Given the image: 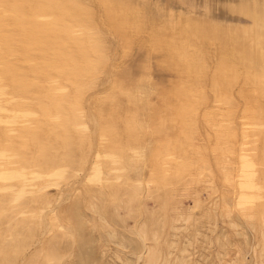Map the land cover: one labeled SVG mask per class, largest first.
Listing matches in <instances>:
<instances>
[{"label":"bare ground","instance_id":"6f19581e","mask_svg":"<svg viewBox=\"0 0 264 264\" xmlns=\"http://www.w3.org/2000/svg\"><path fill=\"white\" fill-rule=\"evenodd\" d=\"M111 1L107 3L102 0H25L26 4L23 5L19 0H12L17 12L11 18L13 22L21 24V30L15 36L14 41L20 52L28 59L29 64L21 68V74L27 78H14L12 88L4 96L0 94V122L2 123L0 132V264H18L21 256L31 245H34V250L30 254L27 264H69L68 258L72 255L76 258L75 264H95L92 243L84 239L85 228L90 235L96 234L98 237L107 239L108 236H104L107 232L103 235V227L104 225L111 226L113 230H110L119 238L118 248L123 251L128 248L137 249L138 241L144 237L147 227L157 231V236L154 239L164 238V229L157 226V222L160 218L167 217L166 194L171 189L170 186L176 188V184L181 182L178 178L182 177L183 173L188 176L192 175L191 171L198 172L199 163L197 164L196 157L182 155L180 154L182 150L179 153H172L170 150L162 154L153 151L151 153L147 148L144 149L147 150L145 152L134 154L128 151L129 145L127 144L130 141H127L130 139L128 134L135 133L132 130L136 128L132 125H137L140 121L147 122L151 116V113L147 112L139 117L133 115L132 110L137 108L150 110L158 104L167 103L175 107H187L192 104L197 106L194 105L196 99L193 89L191 90L188 85L185 86L186 89L183 87L189 80L195 83L198 77L195 74L191 77L187 75L186 78L191 79L185 83L181 80L184 84L177 81V83L183 84V87L164 92L162 91V80L154 82L148 75L141 74V85L138 84L139 88H136L135 75L126 72V66L129 64L127 56L131 54H129L130 46L125 45L124 40L123 42L120 40L119 33L116 34L119 31H115L118 26L114 27L113 23L108 22L113 14ZM173 1L179 8L186 6L188 2V0ZM262 4L264 5V0ZM136 14L137 23L142 19H139L141 14L140 16L138 12ZM114 15L116 16V12ZM134 16L136 15L131 16L132 19ZM120 17H114L113 20L118 22ZM124 20L126 25L122 23V19L119 23L124 24L125 27L131 24L130 21L132 23L135 21L130 19L129 23L125 18ZM119 23L117 25H121ZM131 26L133 27L132 24ZM140 29L137 31L142 34L143 30ZM148 32L146 33L148 34ZM129 44H133L135 47L134 42ZM172 49L174 55H177L172 69L181 72L185 70V67L189 69V63H183L179 57L180 51L174 46ZM188 57H191L189 53ZM158 65L160 64L158 63ZM194 68L196 69V67ZM207 74L209 75V73ZM214 75L216 78V74ZM236 79V76L232 77V81L237 84ZM245 79L247 78L243 80ZM222 81L225 83V80ZM239 83L241 84V81ZM211 84L214 85V83ZM215 87L218 88L217 85ZM216 88H214L215 91ZM229 88L231 89V85ZM198 89L196 88L197 91ZM210 89L211 93L207 90L210 97H218L216 94L212 96L214 89ZM237 89L234 87L231 90V96L227 95L232 97L229 103L234 106V110L237 108L235 106L239 105L237 99L241 100L240 89L239 92ZM251 93L253 94L251 103L243 99L240 101L241 107H239L242 108L244 105L257 108L251 126L247 122L251 116L245 119L247 126L252 127V131L239 137L241 136L238 132L240 127L239 130L236 127L238 136L235 132L232 133L237 136L236 139L239 137L238 141L243 140L244 151L250 149L249 152L254 151L257 158L264 159V149L254 148L253 132L257 126V118L262 115L263 108L255 86ZM219 97L221 96L219 95ZM225 98H227L226 91L225 97L223 96V99ZM203 99L206 100V98ZM220 99V102L223 103L222 97ZM219 100L216 102L215 99V102H212L216 104L209 106L211 109L216 106L210 116L208 115L209 110L206 112L207 109L204 108V111L203 108L199 110L197 107L196 111L202 110L206 113L203 115L200 112L198 117L202 120L205 116L211 117L210 119L216 117L220 111L226 108L225 105V108L220 107L223 109L214 112L219 110L217 107V103L218 106L220 105ZM227 101L229 100L227 99ZM202 106H204L203 103ZM245 109L242 108L244 112ZM185 110L187 111V109ZM177 112L179 111L177 110ZM226 113L225 115L228 116V112ZM179 114L180 118H183L181 112ZM191 115H193L192 112ZM194 115H197L196 112ZM202 115L203 117H201ZM160 116L158 117L160 118ZM158 117L156 118L159 121ZM221 118L225 121L227 119L224 118V115ZM232 118L228 117V121H231ZM191 119L193 118L191 117ZM217 120L213 121L216 124L211 121L212 127L213 125L217 126L216 130L225 122L221 123L222 121ZM168 122L170 123L169 120ZM206 122V126L210 127V130L209 127L207 130L211 131L209 120ZM205 123L204 126L201 123L203 130ZM219 123L221 124L218 126ZM176 124L172 125L175 127ZM116 125H120L122 128L119 130ZM158 126L161 127V125ZM191 127L194 130L195 125ZM164 128L166 127L163 126V130ZM188 128L190 127L186 126V130ZM228 128L230 127H227L226 130ZM198 131L203 132L202 128ZM182 133L185 134L184 131ZM194 134L190 133L191 136ZM204 135L202 137L205 138ZM211 136H209L210 139ZM140 139L142 140L141 137ZM213 139L211 140L213 141ZM233 139L231 142H234ZM191 140L188 141H195ZM197 141L199 142V140ZM207 141L206 143L209 144H205V147H208L207 151L210 156V142ZM179 142L181 144V141ZM251 142L253 144L249 145ZM260 142L264 147V140L261 139ZM142 143H146V141ZM142 143L140 144L143 145ZM138 145L139 143H137ZM237 148L233 150L237 152ZM229 152L224 157L221 155L222 160L226 158L225 161H227L226 164H223L224 166L233 167L243 164L246 166L249 159V157L246 158L248 154L241 156L230 150ZM244 171L243 168L241 172L237 170V173H232L233 179H228L225 176L222 179L226 185L223 187V191L227 193V198H236L240 192L247 190L255 180L251 176L246 178L249 173L246 174ZM224 173V175H229L230 171L227 170ZM212 175L213 172L210 176ZM215 177L217 178V176ZM207 180L210 179L201 177L197 182H188L192 184L189 185L192 187L187 189L188 196L184 198H188L192 206L198 205L194 197L197 189L200 188V182L201 184L206 183ZM210 181H213L212 177ZM228 182L232 183L231 189L228 187ZM184 184H186L185 181ZM212 190L211 186L210 192ZM144 197H153L157 200L154 212L146 213L144 211L142 203ZM235 204L238 208H243L241 202L235 201ZM120 208L125 209L127 216L134 220L135 228L126 227L125 220L118 216L117 210ZM83 209H86L89 214L87 215ZM85 217L86 226L84 224ZM186 220L184 221L186 225L198 227L195 223L198 221L196 217L188 216ZM157 243L158 241L151 243L145 249L144 264L156 263L157 254L160 251ZM124 264H129V260L126 259Z\"/></svg>","mask_w":264,"mask_h":264},{"label":"rangeland","instance_id":"374dc122","mask_svg":"<svg viewBox=\"0 0 264 264\" xmlns=\"http://www.w3.org/2000/svg\"><path fill=\"white\" fill-rule=\"evenodd\" d=\"M102 1L109 3L111 0ZM19 2L23 5L26 4L25 0H19ZM111 2V10H113V14H111L112 18L110 17L108 22L113 23L114 27L118 26V28L115 29V31L119 30L116 32V34L119 33L118 35L121 36L120 40L122 42L124 40L123 43L130 46L129 54H131L127 56L129 59V64L126 66V72H131L135 75L136 88H139L138 86L141 85V74H144L145 76L148 75L153 79L154 82L162 80V91L164 92H169L171 90L183 87V84L191 79L186 78L187 75L188 77H191V75L195 74L196 77H198L196 78L195 83L192 80H189L190 82L188 81V83L184 84L183 87V89H186L185 86L188 85L191 90L193 89L194 98L196 99L194 105L197 106H193L192 104L188 105L187 107H175L167 103L164 105L158 104L156 107L150 110L144 108L147 111L144 109L139 110V108L132 110L133 115L139 117H142L143 114L145 115L147 112H150L151 116L147 121L148 123L146 121H140L139 124L132 125V127L135 126L137 130L136 128H133L132 132L135 133L128 134L130 137V139L127 140H130V143L128 142L127 144L129 145L128 151L134 154L138 152H145L147 150L144 149L147 148L151 153L154 152L162 154L169 152L170 150L172 153H179L182 150L180 154L185 156H195L197 159V164H199L197 167L198 172H192L190 170V174L192 175L188 176H185L186 174L183 173L182 177L178 178L181 180V182L176 184L177 187L174 188L171 185V189H169L166 194L167 217L163 219H166L167 221H164L162 218H160L157 222V226L164 229V238L154 239V237L157 236V231L147 227L145 228L144 237L140 238L138 241V248H128L123 251L118 248L119 238L113 234L114 232L112 231L113 229L111 226V228L108 225H104L103 227V235L107 232L104 236H108L107 239L104 238L105 240L102 237H98L96 234L90 235L85 228L84 239L92 243V255L94 257L95 264H124L126 259L129 260V264H144L146 259L145 249L147 246L151 245V243H156L157 241L160 251L157 254L155 264H264V159L259 157L257 158V154H255L254 151L249 152L250 149L249 151H244L245 149L243 140H241V142L237 140L239 137H242L244 134L252 131V127H248L247 122L249 126H251L253 120L255 119V109L257 108L254 106L242 105V108H246V114L242 108H240V101L244 99L248 103H251L250 101L253 99V94L251 91L253 92L255 86L259 93V102L261 103L263 110L261 117L257 118V126L253 130L255 137L254 148L264 149L260 142L261 139L264 140L263 0H227V6L224 5V0H188L187 5L182 8L177 7L173 0H112ZM126 11L129 14L126 15ZM16 12L17 9L13 5L12 0H0V94L3 96L9 91L10 88H12V80L14 78H27L24 76V74H21V68L28 66V59H26L25 56L20 52L14 41L15 36L21 30V24L18 22H13L11 18L14 14H16ZM115 12L116 16L114 15ZM132 12H135L134 14L136 15L134 16V19L131 17L134 15ZM136 12H138L139 16L141 14V17H138L139 19H142L140 21L138 20L137 23L136 20L138 18H135L137 17ZM117 16H121L119 21L121 22L122 19V23L125 25L126 22H124V18L126 21L130 19L134 21L136 19L134 21L135 24L130 21L133 27L135 26V28H133L131 24H128V28L127 26L125 27L124 24L119 23V21L115 22V19L113 20V18ZM118 23L121 25H117ZM137 26H139L137 28L138 30L139 28H141L140 30H143L142 34L140 31H137ZM132 29H135V31ZM147 30L150 31L148 32ZM146 32H148V34ZM150 41L154 43L152 44ZM133 42L137 48L133 46ZM173 46L180 51L178 55L181 57L183 63H189V69H186L187 67H185V70L182 72L172 69L173 65L175 64L174 59L177 57V55H174L172 49ZM188 53L191 55V57H188ZM155 62H158L160 65ZM194 67H196V69ZM207 73H209V75ZM214 74H216V78L214 77ZM233 76L237 77L235 80L237 84L232 81ZM242 78L247 79L243 80ZM173 79L174 82H172ZM221 79L225 80V83ZM177 81L183 84L177 83ZM240 81L241 84L239 83ZM250 82L252 83L251 85ZM189 83L194 84L191 85ZM211 83H214V85L212 86ZM229 84L231 85V89L229 88ZM199 85L204 87V89H202V87ZM215 85H217L218 88H216ZM232 86L236 89L239 87L237 91L240 89V92H238L241 100L240 98L237 99L239 105L235 106L237 107L235 110L234 106H231L229 103L232 98L230 97L231 90L233 89ZM196 88H199L198 91L201 89L200 93L196 90ZM210 88H216V91L215 89L213 90L212 96L216 94L219 97L220 95L224 103L223 104L220 102L221 97H219L220 100H218L221 106H218L217 103L219 110L217 109L214 112L220 111L223 109L220 107H224L226 105V108L224 107L225 109L220 111L221 113L217 112V118L212 117V119H210L211 117L209 116L216 106H213V109H211L209 106L214 104L213 102H215V99L216 102H218V97H210V93L212 92ZM217 89H219L218 92ZM207 90L210 91V93ZM225 91L227 98L223 99V96L225 97ZM202 97L206 98V100ZM227 99L229 101H227ZM202 103L205 107L202 106ZM207 103L211 104L209 105ZM197 107H199V110L201 108H203L202 110L204 111L207 109L206 112L209 110V116H205L206 120L203 117V115H206V113L202 110L200 112L203 114L201 116L203 117V120L198 117L200 112L199 110L196 111ZM249 108H252L253 110ZM185 109H187V111ZM177 110L181 112V117L183 118H180V114L177 112ZM239 111H242L241 115ZM191 112L193 115H191ZM195 112L197 115H194ZM226 112H228V116L225 115L227 114ZM223 115L225 119L227 118L226 121L221 118ZM158 116H160V118ZM156 117L159 118V121ZM191 117L194 120L191 119ZM228 117L229 119L233 117V121H228ZM246 117H250L247 122L245 120L247 119ZM176 119L177 122H175ZM195 119H197V121H195ZM199 119L201 120L200 122ZM217 119L219 122L222 121L221 123L225 121L223 124H218V126L220 124L224 126H220L218 130H216L217 126L213 125L212 127L211 124L213 121L216 122ZM208 120L209 125L211 124V127L213 128V130L211 128L212 132L209 131L210 127L206 126V123H208L206 121ZM179 122L181 123L179 124ZM171 123L173 125L177 123L176 126L178 128L176 126L174 127ZM201 123L203 126L205 123L204 130ZM157 124L161 125V127ZM181 124L183 127L180 126ZM236 124H239L240 126H237ZM162 125L166 127L164 130ZM194 125L195 127L193 130L191 126ZM186 126L190 127L191 131L190 128H188L189 131L186 130ZM1 127L2 123L0 122V132L2 130ZM116 127L119 130L122 128L120 125H116ZM168 127L171 128V131ZM184 127L186 131L184 130ZM208 127L209 130H207ZM225 127L230 128L226 130ZM236 127H238V130L240 127V131L238 132L241 135L237 139L236 137L238 136V132L236 131ZM182 128L186 136L182 133ZM201 128L203 132L198 131L201 130ZM142 131L144 132L142 133ZM232 132H235L237 136ZM190 133L196 134H194V136L192 135L193 139ZM201 133L203 135L205 134L204 136L206 140L204 137H202L203 135ZM187 135L190 137H187ZM211 135H214L213 137H215V139H213ZM209 136H211L213 141ZM191 139L195 141L199 140V142L192 141ZM231 139H233L234 142H231ZM139 140L142 142L146 141V143H142ZM188 140H191L192 142H189ZM179 141H181V144ZM206 141L210 142V156L208 155L209 152L207 151L208 147H205V144H209L206 143ZM137 143H139L138 146ZM191 143L193 146L190 145ZM227 144H229L232 148L230 149V146ZM236 144L239 146L238 148ZM252 144L253 143L251 142L249 145ZM134 146L139 148L136 149ZM236 148L238 149L237 152L233 150ZM229 150L232 151V153L241 156H246V154H248L246 158L249 157V159L247 158L248 161L246 162V166L245 164L240 166L238 165L239 167L237 165L233 167L224 166L223 164H226L227 161H225L226 158L225 160H222L221 155L224 157V155L229 154ZM208 157L212 158L207 159ZM243 168L245 169L244 172L246 174L249 173L246 178L251 176V178H255V180L247 190L240 192L236 198H227V193L223 191V187L226 185H224L225 183L222 182V179L224 176L228 179H233L232 173H237V170L238 172H241L243 171ZM227 170L230 171V174L224 175V172ZM212 172L213 175L210 176ZM215 176H217V178ZM201 177L210 180L212 177L214 182L210 180H207L206 183L203 182L202 184L200 182V188L197 189L196 195L194 197V200L198 205L192 206L190 200H188V198H184L185 196H188L187 189L192 187L189 186L192 184L188 182H197V180H199ZM184 181L186 184H184ZM211 186L213 187V190L210 192ZM228 187L229 189L232 188L231 182H228ZM144 198V201L142 200L144 211L146 213L154 212L157 200L153 197ZM235 201L241 202L243 204V208H238L235 204ZM83 210L87 215L89 214L86 209ZM117 212L118 216L125 220V225L127 228H135L136 224L134 220L127 216V211L125 209L120 208L117 210ZM188 216H194L198 219V221L195 222L198 227H193L184 223V221H187L186 217ZM84 224L85 226L87 225L86 217L84 218ZM33 250L34 245H31L29 249L21 256L18 264H27L28 258ZM68 260L69 264L76 263V258L73 255L69 256Z\"/></svg>","mask_w":264,"mask_h":264},{"label":"crops","instance_id":"0c3cea01","mask_svg":"<svg viewBox=\"0 0 264 264\" xmlns=\"http://www.w3.org/2000/svg\"><path fill=\"white\" fill-rule=\"evenodd\" d=\"M226 2H227V0H224V5H226V6H227V3H226Z\"/></svg>","mask_w":264,"mask_h":264}]
</instances>
